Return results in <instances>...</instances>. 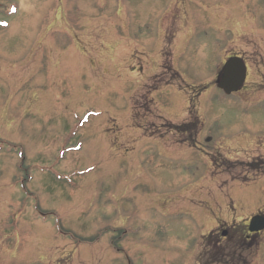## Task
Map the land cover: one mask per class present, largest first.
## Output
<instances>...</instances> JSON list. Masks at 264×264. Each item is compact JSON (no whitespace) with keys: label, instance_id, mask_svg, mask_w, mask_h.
<instances>
[{"label":"rangeland","instance_id":"1","mask_svg":"<svg viewBox=\"0 0 264 264\" xmlns=\"http://www.w3.org/2000/svg\"><path fill=\"white\" fill-rule=\"evenodd\" d=\"M0 20V264H264L263 233L239 238L264 209V0H0Z\"/></svg>","mask_w":264,"mask_h":264},{"label":"water","instance_id":"2","mask_svg":"<svg viewBox=\"0 0 264 264\" xmlns=\"http://www.w3.org/2000/svg\"><path fill=\"white\" fill-rule=\"evenodd\" d=\"M245 77V66L241 59L232 57L226 61L222 67L217 87L226 94L238 90ZM248 230L258 232L264 230V218L262 216H253L249 222Z\"/></svg>","mask_w":264,"mask_h":264},{"label":"trees","instance_id":"3","mask_svg":"<svg viewBox=\"0 0 264 264\" xmlns=\"http://www.w3.org/2000/svg\"><path fill=\"white\" fill-rule=\"evenodd\" d=\"M168 125H169V127H171V129L175 132V133H177V134H183V133H185L188 129H190L191 128V126H193V122L192 121H190V122H187V123H185V124H181V125H172V124H169V123H167Z\"/></svg>","mask_w":264,"mask_h":264},{"label":"snow or ice","instance_id":"4","mask_svg":"<svg viewBox=\"0 0 264 264\" xmlns=\"http://www.w3.org/2000/svg\"><path fill=\"white\" fill-rule=\"evenodd\" d=\"M13 11H15V9H13Z\"/></svg>","mask_w":264,"mask_h":264}]
</instances>
